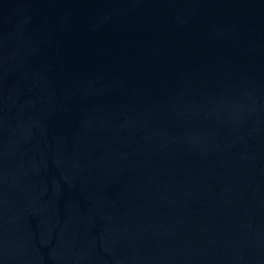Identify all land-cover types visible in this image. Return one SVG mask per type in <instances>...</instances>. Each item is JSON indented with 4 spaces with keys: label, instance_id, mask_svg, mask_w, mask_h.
<instances>
[{
    "label": "water",
    "instance_id": "1",
    "mask_svg": "<svg viewBox=\"0 0 264 264\" xmlns=\"http://www.w3.org/2000/svg\"><path fill=\"white\" fill-rule=\"evenodd\" d=\"M0 264H264V0H0Z\"/></svg>",
    "mask_w": 264,
    "mask_h": 264
}]
</instances>
